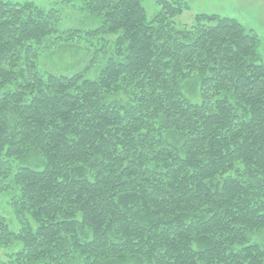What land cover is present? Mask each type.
<instances>
[{
	"label": "trees",
	"instance_id": "obj_1",
	"mask_svg": "<svg viewBox=\"0 0 264 264\" xmlns=\"http://www.w3.org/2000/svg\"><path fill=\"white\" fill-rule=\"evenodd\" d=\"M76 1L95 29L0 0V193L18 222L0 217V264H264L259 38L217 15L176 27L179 0L151 19L143 0ZM78 35L114 37L94 79V58L39 72Z\"/></svg>",
	"mask_w": 264,
	"mask_h": 264
},
{
	"label": "rangeland",
	"instance_id": "obj_2",
	"mask_svg": "<svg viewBox=\"0 0 264 264\" xmlns=\"http://www.w3.org/2000/svg\"><path fill=\"white\" fill-rule=\"evenodd\" d=\"M13 3L32 2L43 9L56 8L60 11L58 28L60 31L80 29L93 30L99 25V20L86 17L75 11L72 5H78L76 0H2ZM188 9L174 19L176 27L189 26L196 15H217L237 20L246 30L254 32L260 40V54L264 61V0H179ZM157 0H143L142 4L148 19L158 11ZM57 36H60L57 35ZM54 37L47 38L42 47L54 41ZM64 37V36H63ZM114 37L101 36L90 38L78 35L73 41H60L39 52L37 59L38 70L42 74L57 76H71L82 71L88 62L94 58V64L87 74V78L94 79L104 59L111 55ZM107 42V43H105ZM105 46V48H104ZM100 51H96L100 49ZM0 217L4 219L11 231L18 230V222L10 202L9 193H0ZM17 249V248H13ZM11 253L9 249L0 248L2 260Z\"/></svg>",
	"mask_w": 264,
	"mask_h": 264
}]
</instances>
